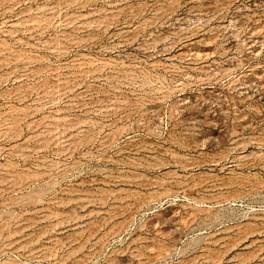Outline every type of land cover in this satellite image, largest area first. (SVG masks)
<instances>
[{"label": "rangeland", "instance_id": "374dc122", "mask_svg": "<svg viewBox=\"0 0 264 264\" xmlns=\"http://www.w3.org/2000/svg\"><path fill=\"white\" fill-rule=\"evenodd\" d=\"M0 264H264V0H0Z\"/></svg>", "mask_w": 264, "mask_h": 264}]
</instances>
